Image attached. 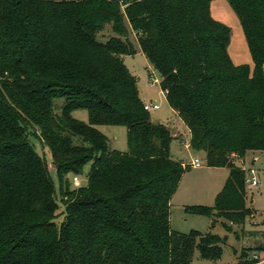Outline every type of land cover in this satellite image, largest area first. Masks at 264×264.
Wrapping results in <instances>:
<instances>
[{"label": "trees", "instance_id": "obj_1", "mask_svg": "<svg viewBox=\"0 0 264 264\" xmlns=\"http://www.w3.org/2000/svg\"><path fill=\"white\" fill-rule=\"evenodd\" d=\"M211 1L0 0V264H192L195 251L203 260L221 257L223 241L210 232L171 230V199L188 168L172 160L174 137L150 121L123 63L144 55L190 148L205 153L207 167L229 170L214 206L187 212L243 223L251 213L245 173L230 156L264 152V0H226L252 70L232 64L230 29L210 16ZM75 110L87 111V125ZM99 126L124 127L127 152L110 149ZM31 138L51 156L58 196ZM88 163L87 185L70 188L68 177Z\"/></svg>", "mask_w": 264, "mask_h": 264}, {"label": "rangeland", "instance_id": "obj_2", "mask_svg": "<svg viewBox=\"0 0 264 264\" xmlns=\"http://www.w3.org/2000/svg\"><path fill=\"white\" fill-rule=\"evenodd\" d=\"M209 12L215 21L230 29L227 52L232 64L235 66L247 65L252 70L253 62L242 26L229 3L226 0H213L210 3ZM110 35V28L106 27L100 35V40L105 42ZM128 36L130 42L138 49L136 33L129 29ZM123 63L131 75L136 78L140 101L143 104L155 102L159 106L158 110L149 111L148 116L153 124L166 126L174 137L170 144L172 160L181 162L188 168L182 175L171 199L169 220L171 230L185 235L193 231L200 234L210 232L223 241L222 255L218 260H203L195 251L192 264H264V152H247L242 158L230 156L234 165L243 169L245 173V203L251 213L243 223H232L223 218L212 219L187 212L188 207L214 206L218 190H222L229 176V170L227 168L224 170L207 168L205 153L203 151L196 152L190 148V134L181 119L170 109L160 88V76L144 55L138 51L133 56L123 57ZM54 104L61 106L63 100H55ZM72 117L82 124L87 125L89 122V116L85 110L73 111ZM97 130L107 138L110 149L119 153L127 152V131L124 127L99 126ZM30 142L36 153L48 165L58 196L59 180L52 168L49 152L36 139L31 138ZM194 159L201 161L200 168L191 166ZM90 164H86L81 175L76 176L78 183L73 182L72 176L68 177L70 188H83L87 185L86 175ZM250 170H254L257 175L258 186L254 189L249 188ZM60 221L61 218H58L57 222ZM255 255L259 257V261L256 263L252 262Z\"/></svg>", "mask_w": 264, "mask_h": 264}, {"label": "built area", "instance_id": "obj_3", "mask_svg": "<svg viewBox=\"0 0 264 264\" xmlns=\"http://www.w3.org/2000/svg\"><path fill=\"white\" fill-rule=\"evenodd\" d=\"M154 82H156V80H154ZM143 108L145 111L149 112V111L158 110L159 106L155 102H153V103H149V104H144ZM191 166L194 168H200L202 166V163L198 159H194L191 162ZM249 175L251 176V180L249 182V188L254 189L258 186L257 175H256L254 170H250ZM73 182L78 183L77 177L73 178ZM253 260L259 261V257L257 255H255V256H253ZM263 261H264V259H263Z\"/></svg>", "mask_w": 264, "mask_h": 264}, {"label": "crops", "instance_id": "obj_4", "mask_svg": "<svg viewBox=\"0 0 264 264\" xmlns=\"http://www.w3.org/2000/svg\"><path fill=\"white\" fill-rule=\"evenodd\" d=\"M163 95H164V97H165V94H164V92H163ZM166 99V98H165ZM174 113V112H173ZM175 114V113H174ZM176 115V114H175ZM177 116V115H176ZM178 117V116H177ZM180 119V118H179ZM184 124V123H183ZM186 127V126H185ZM187 129V128H186ZM187 131H188V129H187ZM189 132V131H188ZM171 133V132H170ZM190 134V133H189ZM176 138V137H175ZM182 165L184 166V164L182 163ZM207 168H210V169H215V170H218V169H221V170H224L225 168H212V167H207ZM243 170V169H242ZM221 191V189L220 190H218V193Z\"/></svg>", "mask_w": 264, "mask_h": 264}]
</instances>
